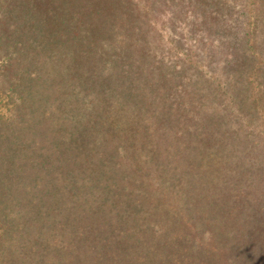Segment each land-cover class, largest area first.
<instances>
[{
  "label": "trees",
  "instance_id": "1",
  "mask_svg": "<svg viewBox=\"0 0 264 264\" xmlns=\"http://www.w3.org/2000/svg\"><path fill=\"white\" fill-rule=\"evenodd\" d=\"M0 264H264V0H0Z\"/></svg>",
  "mask_w": 264,
  "mask_h": 264
}]
</instances>
